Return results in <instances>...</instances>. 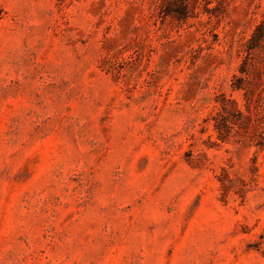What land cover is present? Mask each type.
Masks as SVG:
<instances>
[{"label":"rangeland","instance_id":"1","mask_svg":"<svg viewBox=\"0 0 264 264\" xmlns=\"http://www.w3.org/2000/svg\"><path fill=\"white\" fill-rule=\"evenodd\" d=\"M263 19L0 0V264H264Z\"/></svg>","mask_w":264,"mask_h":264},{"label":"trees","instance_id":"2","mask_svg":"<svg viewBox=\"0 0 264 264\" xmlns=\"http://www.w3.org/2000/svg\"><path fill=\"white\" fill-rule=\"evenodd\" d=\"M264 43V19L263 21L257 26L255 29V32L253 33L251 39H249V50H253L255 48H261ZM236 89H239V86H236ZM229 103H231L229 105ZM222 109L224 111L223 115H219L220 119L217 117L216 119V128L220 131L222 128L229 129L233 128L230 127V125H239V127L245 122L246 120H250V116L244 115L238 108L234 101H228L227 103L222 105ZM236 111L241 116L242 124L237 122L238 120H234L230 118V116H233V112ZM232 112V113H231Z\"/></svg>","mask_w":264,"mask_h":264}]
</instances>
